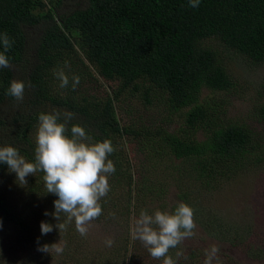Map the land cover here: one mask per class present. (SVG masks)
<instances>
[{
	"label": "trees",
	"instance_id": "trees-1",
	"mask_svg": "<svg viewBox=\"0 0 264 264\" xmlns=\"http://www.w3.org/2000/svg\"><path fill=\"white\" fill-rule=\"evenodd\" d=\"M63 2L0 0V33L7 32L14 40L6 53L11 66L0 67V104L11 98L7 90L14 79L12 67L25 59L24 27L46 20V31L36 52L38 63L28 75L34 102H46V112H33L28 117L17 114L13 123L6 121L0 112V130L10 131V141L3 145L0 142V147L13 146L26 160L34 162L38 115L56 110L62 114L59 122H64L63 113L71 112L69 129L72 124H79L93 141L111 140L115 151L109 159L115 172L111 175L110 194L119 188L127 187L129 193L138 190L139 200L132 203L128 199L127 207L121 209L128 216L135 213V219L142 204L154 203L149 196L156 193L152 183L147 181V186L144 183L148 167L136 169L135 178L125 149L128 142L136 144L140 152L153 145L163 157L187 164L183 169L187 173L184 178L191 184L189 188L196 182L211 189L216 175L228 173L229 178L254 162L264 163V133L245 125L225 124L222 119L225 103L213 98L212 102L201 100L205 89L229 92L235 87L218 52L205 42L217 39L225 49L244 56L251 64H264V0H200L197 8L189 7V0H89L86 9L61 14L58 10ZM65 61L68 67L64 66ZM56 69H63L69 77L66 88H60L54 75ZM93 69L108 83L109 92L98 86ZM74 75L80 77L75 90ZM132 98H137L143 107L129 112L131 123L122 125L117 106L122 109ZM126 107L130 108V104ZM161 107L168 116L158 119L159 123H151L141 114L153 109L152 116L156 117ZM186 108L189 110L184 114ZM183 114L182 124L172 127L174 116L181 118ZM258 117L264 124V105L259 108ZM197 134H202L203 139H198ZM189 170L193 172L192 179ZM8 174V166L0 163V179H9ZM42 177L39 171L27 176L24 186L33 203L36 196L46 194V211L52 213L58 197L46 192ZM10 180L13 185L18 182ZM0 185L3 186L1 181ZM180 188H185L184 182ZM163 197L164 194L155 196L157 209L161 211L166 206ZM106 204L107 199L101 203L102 209ZM39 205L29 207L31 211L13 209L0 190V222L27 233L35 242V227L43 217L42 211L36 210ZM46 222L57 223L51 215L46 216ZM74 236L71 227L61 233L54 228L46 235V244L59 239L72 243ZM139 245L135 240L131 254L126 245L124 249H115V264H126L128 257L130 264L137 261L142 255L137 250ZM61 254L64 257L60 264H86V258H75L65 248Z\"/></svg>",
	"mask_w": 264,
	"mask_h": 264
},
{
	"label": "rangeland",
	"instance_id": "rangeland-1",
	"mask_svg": "<svg viewBox=\"0 0 264 264\" xmlns=\"http://www.w3.org/2000/svg\"><path fill=\"white\" fill-rule=\"evenodd\" d=\"M89 4V0H64L58 11L61 14H71L74 11L86 9ZM45 31L46 20L24 27L27 40L25 59L23 63L12 67L13 80L23 81L25 84L24 98L22 101H18L11 97L0 104L3 118L10 123H13V119L17 118V114H25L28 117L34 115L33 112H46V102L43 104L34 102V89L31 87L28 77L38 63L36 52ZM205 45L218 52L235 83V87L229 92H213L205 89L202 92L201 100L212 102L213 98L216 102H224L225 114L222 119L225 124L245 125L247 128L263 134L264 124L258 117V110L264 105V64H251L244 56L225 49L217 39L207 41ZM93 72L99 81L98 86H104L109 92L108 83L101 79L94 69ZM127 104H130V108L126 107ZM127 104L123 105L122 109L117 106L118 117L122 125L130 124L132 117L127 114L133 113L132 110L142 106L137 98L127 100ZM183 110L185 114L189 108ZM154 111L151 109L144 114L141 112V114L151 123H159L158 119L168 116L164 107H161L160 111L155 114L156 117L152 116ZM184 114L181 118L177 115L174 116L176 121L172 127L182 124ZM9 137V130H0L1 145L8 143ZM197 137L200 140L203 139L202 134H197ZM152 146L150 145L145 148L144 152H140L134 143L128 142L125 145L135 178L137 176L136 169L147 170L148 167L147 180L144 183H146L145 186H147V181L152 183L156 193L149 196L154 203H144L142 209L152 214L159 206V203H155L157 201L155 196L164 194L162 202L166 206L163 211L173 210L176 204L181 201L194 210L195 235L183 240L177 248L169 250V255L176 261V264H204L205 250L212 245L219 248L218 262L214 259L212 264H264V163L254 162L248 169L230 174L229 178L226 177L228 173L216 175L215 180L212 181L211 189L203 188L196 182H192L194 185L189 188L191 184L188 183V178H184L187 173L183 169L188 165L181 160L163 157L158 152L159 148ZM133 171L131 173L134 175ZM9 173V179H0L3 183V186L0 185V190L5 193L7 201L12 205L10 207L13 209L18 207L21 210L26 208L27 211H31L36 204L40 203L43 207L39 205L36 210L42 211L41 219L43 220L37 221L34 232L36 235L33 236L35 242L27 233H20L8 224L0 222V264H60L64 257L62 254H47L37 250L38 246L46 244V235H42L40 230V223L46 222V215H44L46 194L36 196L33 203L27 187L20 185L19 182L13 185L10 179L16 180V174L10 171ZM188 173L192 179V170H189ZM14 175L15 177H12ZM108 180L112 190V177L109 176ZM182 182L185 183L184 189L180 188ZM110 191L101 199L100 203L106 202L107 199V204L102 209V215L89 225L87 236H80L72 222L68 227L72 228L75 241L70 243L66 239H59L65 251L75 258H86V264H115L117 256H113L114 250L124 249L125 245L130 250L129 254L133 252L135 240L132 238L131 228L135 221V213L128 216L122 214L121 209L127 207L128 199L132 200V203L139 200L138 194L140 193L136 189L129 193L127 187L119 188L112 194ZM21 204L23 207L19 208ZM113 213L116 217L111 220L110 217L113 216ZM106 238H111L114 241L111 247L106 246ZM37 240H39V244ZM139 244L137 250L142 252V255L137 257V261L132 264H162V260L151 257L140 241ZM177 253L182 254L178 256ZM125 263L130 264L129 257Z\"/></svg>",
	"mask_w": 264,
	"mask_h": 264
},
{
	"label": "clouds",
	"instance_id": "clouds-1",
	"mask_svg": "<svg viewBox=\"0 0 264 264\" xmlns=\"http://www.w3.org/2000/svg\"><path fill=\"white\" fill-rule=\"evenodd\" d=\"M200 0H189V7H199ZM0 67H10L6 53L13 47L12 40L7 32L0 33ZM65 67L68 62L65 61ZM55 77L60 81V88L69 85V77L63 69L54 70ZM80 77H72V88L78 86ZM25 84L23 81L12 80L7 95L18 101L24 98ZM61 113L54 110L50 114L38 115V126L35 136V159L30 162L21 156L13 146L0 147V163L8 166L10 172L16 174L20 185H26V177L43 173L44 186L47 193L58 197L54 200L55 211L44 215H51L57 223L55 225L42 221L40 230L42 235L57 229L59 233L67 230L74 222L75 230L85 237L89 225L102 215L101 199L110 189L109 176L115 172V166L109 156L115 148L109 139L93 141L84 127L68 122L72 119L71 112L63 113V121L59 122ZM70 132V136L69 133ZM114 216V213L112 214ZM194 210L184 202H178L171 211L155 210L149 214L141 210L131 228L134 240H139L147 249L152 258L162 260V264H176L169 255V250L177 248L185 239L195 235ZM39 244V240L37 241ZM114 241L106 238V246L111 247ZM38 251L47 254H61L63 246L57 243L38 246ZM219 248L215 245L205 250L204 264L218 262ZM182 253H177L181 255Z\"/></svg>",
	"mask_w": 264,
	"mask_h": 264
}]
</instances>
